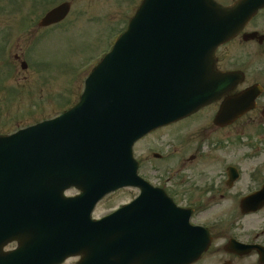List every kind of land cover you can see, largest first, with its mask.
<instances>
[{
    "label": "water",
    "instance_id": "95a60500",
    "mask_svg": "<svg viewBox=\"0 0 264 264\" xmlns=\"http://www.w3.org/2000/svg\"><path fill=\"white\" fill-rule=\"evenodd\" d=\"M263 6L264 0H239L228 7L214 0H143L91 71L73 108L0 136V264H23L22 247L8 253L2 247L20 240L25 217L43 216L50 223L71 210L78 212L67 216L65 237L53 238L65 244L52 264L76 254L81 255L78 264H118L119 218L137 212L154 216L159 213L154 210L166 207L155 202L166 200L164 193L137 176L134 142L207 99L206 93L195 92L197 77L211 70L218 45ZM58 11L65 13L59 7L51 16ZM181 49L182 69L171 72ZM213 76L219 80L215 88L228 78ZM71 186L81 194L66 199L63 190ZM125 186L138 187L140 196L104 220L90 222L96 202ZM80 215L87 221L71 218Z\"/></svg>",
    "mask_w": 264,
    "mask_h": 264
},
{
    "label": "flooded vegetation",
    "instance_id": "af4514ba",
    "mask_svg": "<svg viewBox=\"0 0 264 264\" xmlns=\"http://www.w3.org/2000/svg\"><path fill=\"white\" fill-rule=\"evenodd\" d=\"M30 1L26 0L32 11H26L24 21L11 16L10 25L23 31L38 29L42 36L69 19L76 0H38L33 5ZM132 1H126L129 9ZM62 2L70 3V12L62 23L38 24L47 11ZM106 2L92 0L80 4L78 10L83 16L92 17L93 22H103ZM97 7L100 12L89 16ZM37 10L41 12L37 14ZM29 23L33 27L26 28ZM216 56L217 69L230 75L227 94L158 129L156 132L165 131L162 155H146L150 146L143 142L149 135L134 147L140 176L162 188L177 210L167 209L165 224L153 227L163 230L173 246L128 249L126 252L136 255L131 264H264V8L221 46ZM225 98L231 101L230 109L245 112L220 125L216 118ZM125 190L139 193L134 188L116 193ZM64 193L77 194L75 189ZM243 200H248L247 207L255 209L243 212ZM35 228L44 231L48 227L24 226L25 245L29 239L44 234L34 232ZM16 246L13 242L4 249ZM76 261L77 258H70L63 264Z\"/></svg>",
    "mask_w": 264,
    "mask_h": 264
},
{
    "label": "rangeland",
    "instance_id": "374dc122",
    "mask_svg": "<svg viewBox=\"0 0 264 264\" xmlns=\"http://www.w3.org/2000/svg\"><path fill=\"white\" fill-rule=\"evenodd\" d=\"M10 1L13 0H5V3L0 0V8L2 5H9ZM35 1L31 0V5ZM90 2L92 0H76L69 19L57 29L46 32L45 39L38 43L36 41L33 46L30 40L40 34L38 29L15 32L10 45L7 38L3 44L2 40L9 31V27L6 29L4 26L11 21L0 17V25L3 26L0 28V78H3L0 86V133H11L18 128L55 116L77 99L91 68L109 50L119 33L117 31L125 27L129 16L125 0H107L106 8L102 10L107 11V15H103V22H93L95 20L92 17L83 16L78 10L80 4ZM13 6L14 4L11 11L16 17L23 18L27 12L32 11L31 8L28 10L25 2L22 7ZM37 11V14L41 12ZM99 12L97 7L89 16H95ZM30 27H33L31 23L26 28ZM16 37L19 38L14 42ZM15 56L27 62L26 70L20 68V62L16 61ZM65 99L67 100L64 101ZM148 141L152 149H164L165 131L154 134ZM133 196L131 190L118 192L102 201L96 214H106L128 202Z\"/></svg>",
    "mask_w": 264,
    "mask_h": 264
}]
</instances>
